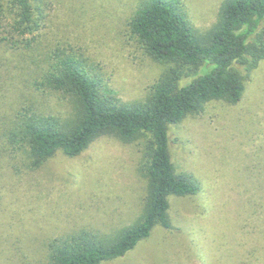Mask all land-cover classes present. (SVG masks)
Returning a JSON list of instances; mask_svg holds the SVG:
<instances>
[{
  "label": "rangeland",
  "instance_id": "rangeland-1",
  "mask_svg": "<svg viewBox=\"0 0 264 264\" xmlns=\"http://www.w3.org/2000/svg\"><path fill=\"white\" fill-rule=\"evenodd\" d=\"M182 1L195 27L206 30L223 0ZM45 2L41 28L0 50V264H44L54 237L131 225L146 194L139 141L102 136L79 156L58 151L39 168L12 143L16 119L28 109L60 116L70 110L66 95L39 85L56 51L84 59L123 102L144 99L162 71L128 25L140 0ZM8 6L0 0L7 29ZM245 86L237 104L211 101L170 127L173 161L201 191L170 196L173 228L157 226L128 254L103 264H264V60Z\"/></svg>",
  "mask_w": 264,
  "mask_h": 264
},
{
  "label": "trees",
  "instance_id": "trees-1",
  "mask_svg": "<svg viewBox=\"0 0 264 264\" xmlns=\"http://www.w3.org/2000/svg\"><path fill=\"white\" fill-rule=\"evenodd\" d=\"M45 4L9 0L12 19L9 29L0 21V50L18 46L41 28ZM128 25L162 65L144 99L123 102L84 59L56 51L39 85L66 95L68 114L28 109L10 133L12 143L27 151L32 168L58 151L77 157L106 135L141 143L139 172L147 185L135 222L111 234L81 228L54 237L44 264H103L128 254L157 226L171 230L170 196L196 194L201 185L192 174L178 171L170 127L202 113L211 101L237 104L245 81L264 60V0H223L216 22L206 30L195 27L182 0H140Z\"/></svg>",
  "mask_w": 264,
  "mask_h": 264
}]
</instances>
